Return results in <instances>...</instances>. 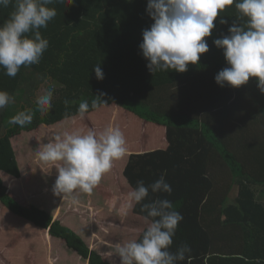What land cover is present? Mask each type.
<instances>
[{
	"label": "trees",
	"instance_id": "trees-1",
	"mask_svg": "<svg viewBox=\"0 0 264 264\" xmlns=\"http://www.w3.org/2000/svg\"><path fill=\"white\" fill-rule=\"evenodd\" d=\"M48 7L57 15L40 30L49 41L40 63L21 66L15 77L0 67V90L15 97V103L0 109V205L64 239L90 264H111L50 212L22 203L7 180L20 178L24 158L36 155L27 141L35 140L37 132L48 131L42 138L53 137L54 131L60 136L100 134L110 126L113 106L127 154L110 170L122 173L131 189L138 180L148 185L166 172L171 195L150 192L144 202L166 198L183 215L170 250L190 245L185 264H264V93L257 78L239 88L215 81L228 65L214 40L228 35L234 21L244 22L235 5L220 13L227 24L217 17L212 35L205 38L209 51L198 64H189L183 73L169 69L155 75L139 48L143 31L154 23L147 0H54ZM12 10V5L0 7V24ZM98 64L102 80L93 70ZM45 79L54 84V95L51 109L41 113L35 98ZM100 93L107 104L90 107L81 119L79 103L91 104ZM25 109H33L30 124L8 123ZM21 145L27 157L20 156ZM233 188L238 192L232 194ZM135 211L146 216L141 205Z\"/></svg>",
	"mask_w": 264,
	"mask_h": 264
},
{
	"label": "clouds",
	"instance_id": "clouds-1",
	"mask_svg": "<svg viewBox=\"0 0 264 264\" xmlns=\"http://www.w3.org/2000/svg\"><path fill=\"white\" fill-rule=\"evenodd\" d=\"M54 0H0V7L12 5L8 18L0 24V67L5 74L15 77L21 66L39 64L49 47L41 29L47 28L57 11L50 8ZM235 5L243 23L234 21L228 35L214 40L216 47L223 49L228 67L215 76L221 87L225 84L239 88L257 78V86L264 93V0H147V13L154 21L143 31L140 43L142 56L148 61L147 68L155 75L158 71L172 69L186 72L189 64H198L201 54L209 51L206 37L212 35L218 16L220 23L227 24L220 13L226 6ZM97 79L104 73L100 64L93 68ZM54 84L44 80L37 93L35 103L44 113L51 109ZM95 95L91 104L87 100L79 103L77 114L83 119L89 109H97L107 101ZM15 103V97L0 90V109ZM69 101L65 100L67 105ZM74 103V102H73ZM33 109H25L13 115L8 123L21 127L33 120ZM127 154L126 139L119 127L109 126L100 134L65 133L54 141L36 150L39 160L52 164L57 170L53 193L64 198L74 190L91 193L113 162ZM166 172L153 183L145 185L138 180L121 203L118 214L127 215L133 203L141 205L147 226L139 240L119 242L115 254L120 264H181L192 252L190 245L181 244L171 251L173 237L183 215L174 209L169 199L159 197L146 199L151 193H167L173 189L166 181ZM73 203H77L73 198ZM114 206V201L110 202ZM257 264H260L257 260Z\"/></svg>",
	"mask_w": 264,
	"mask_h": 264
},
{
	"label": "crops",
	"instance_id": "crops-1",
	"mask_svg": "<svg viewBox=\"0 0 264 264\" xmlns=\"http://www.w3.org/2000/svg\"><path fill=\"white\" fill-rule=\"evenodd\" d=\"M49 142H52V139L47 143ZM34 159L39 160L37 156ZM30 162L26 161L27 164ZM24 172L23 168L22 176ZM33 172H36L35 175L41 174L40 179L46 176L54 183L58 175L52 164L40 160L39 166L35 167ZM22 176L9 177L7 180L9 189L22 203L34 204L50 212L54 219L61 220L64 225L74 230L90 249L111 264H120V257L115 254L116 244L131 239L139 240L141 232L147 226L145 216L135 211V203L127 215L118 214L121 203L127 193L132 190L127 186L122 173L116 176L109 170L91 193L77 189L64 198L62 195H55L52 186L47 188V184L36 190V184L28 180L17 183L16 180H22ZM232 194L235 193L232 192ZM73 198L77 203L72 202ZM111 201H114V206L110 205ZM10 217H14L17 224H13ZM2 228L6 234H0V264H90L88 259L70 248L62 238L54 237L46 232L40 233V236L28 235L29 229L33 231L32 229L41 230V228L0 205V229ZM126 228L129 229L128 232ZM207 260L205 258V262ZM181 264L185 263L181 262Z\"/></svg>",
	"mask_w": 264,
	"mask_h": 264
},
{
	"label": "rangeland",
	"instance_id": "rangeland-1",
	"mask_svg": "<svg viewBox=\"0 0 264 264\" xmlns=\"http://www.w3.org/2000/svg\"><path fill=\"white\" fill-rule=\"evenodd\" d=\"M38 82H40V80H38V81H36V82H33V83H38ZM43 84V82L41 83V85ZM40 85V86H41ZM39 92V91H38ZM37 92V93H38ZM35 100H36V98H35ZM118 108H115V107H113V106H111L110 107V116H108L109 117V122H110V126H115V123H116V120H117V118H118ZM103 119V118H102ZM102 119H100V120H98L99 122H101V120ZM117 127H119V128H122L121 126H119V125H117ZM128 131H132V129H128ZM39 135H38V137H35V140L33 139V140H28L27 141V143H29V144H31V148H30V153L31 154H34V152H33V150H32V148L33 149H38V148H40L41 150L43 149V146L49 141V140H51L52 139V141H54V139L57 137V136H60V134H57V131H54V136L53 137H51V135H48V136H43V138H42V134L44 135L45 133H48V131H45V128H44V130H40L39 132H37ZM55 134H57V135H55ZM133 151H135L136 149L135 148H131ZM19 154H20V156L21 157H27L28 156V153L25 151H23L22 150V145L20 146V151H19ZM36 156V155H35ZM34 156V157H35ZM34 157H29V158H24V160L25 159H29V161H31L29 164H26L25 166H23V164H22V168L24 167V174H23V179L22 180H16L17 181V183H22L23 181H27L28 180V182H30V183H34V184H36V190H38L39 189V187H44L45 186V184H47V188H50V186H52V188H53V185H54V182H53V180L52 179H50V178H48V177H46V176H44L43 177V179H40V177H41V174H36L35 175V173L33 172V171H35V167H37V166H39V160H35L34 159ZM126 156H123L122 158H120V159H118L117 161H123L124 160V158H125ZM114 164V163H113ZM31 172L33 173V174H31ZM115 174H116V176H118L119 174L117 173V171H113ZM13 183H14V181H13ZM236 192H238V189L237 188H234V190H233V193H236ZM124 201V200H123ZM11 218V220H13L12 221V223L13 224H17V222L15 221V218L14 217H10ZM25 221V220H24ZM16 222V223H15ZM17 230H19L18 229V227H15ZM28 230V229H27ZM33 231H31V229H29L28 231H27V234L28 235H35V234H37V236H40L41 234H45V232L47 233V234H49L48 232V230H44V229H41V230H39V229H36V230H34V229H32ZM126 230V232H128L129 231V229L128 228H126L125 229ZM121 231H122V229H121ZM36 232H38V233H36ZM41 233V234H40ZM126 237V236H125Z\"/></svg>",
	"mask_w": 264,
	"mask_h": 264
}]
</instances>
